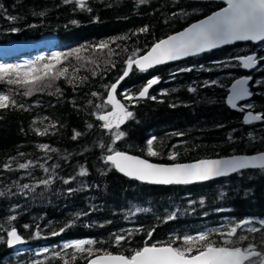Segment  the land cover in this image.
<instances>
[{"label":"trees","instance_id":"1","mask_svg":"<svg viewBox=\"0 0 264 264\" xmlns=\"http://www.w3.org/2000/svg\"><path fill=\"white\" fill-rule=\"evenodd\" d=\"M85 2L81 9L75 0H0V48L33 43L29 49L3 50L0 64L80 50V59L69 57L61 65L68 68L71 83L61 77L25 97L23 89L0 82V92L17 102L16 107L0 109V264H88L104 252L130 255L145 243L174 240V246H181L178 237L199 232H211V239L219 242V232L243 221L250 223L238 228L232 239L247 236L238 246L253 243L257 250L264 249V170L203 184L151 187L123 178L104 161L109 145L164 165L264 152V120L247 125L243 114L226 105L230 85L247 75L239 58L256 54L258 69L250 75L247 109L264 115V43L235 44L146 72L133 69L116 92L134 111L133 118L121 125L126 135L112 144V133L93 113L108 111L109 105L96 106L104 104L101 98L123 75L127 59L224 6L188 0ZM101 43L108 48L97 49ZM79 60L85 62L74 68ZM153 77L159 78L149 92L154 100L124 99L125 94H138ZM45 128V135L37 134ZM75 132L81 135L73 139ZM153 137L159 153L154 157L147 155V141ZM171 153L177 154L176 160L168 159ZM21 163L28 168H19ZM82 168L86 175H80ZM252 227L260 231H248ZM12 228L24 240L20 253L7 246ZM117 235L125 237L120 244ZM84 240L94 242L85 245L93 249L91 257L66 247Z\"/></svg>","mask_w":264,"mask_h":264},{"label":"snow or ice","instance_id":"2","mask_svg":"<svg viewBox=\"0 0 264 264\" xmlns=\"http://www.w3.org/2000/svg\"><path fill=\"white\" fill-rule=\"evenodd\" d=\"M70 2V0H65ZM81 8H86L85 0H75ZM145 0H140L144 3ZM227 7L207 16L199 23L192 24L189 28L177 35H170L167 39L159 40L152 45L146 54L138 58L129 57L126 61V69L118 80L110 85L107 93V99L103 105H97V108L103 109L110 105V111H101L99 114L93 113L98 121L102 122L101 127L112 133V144L121 140L126 134L120 131L121 125L133 118V112L116 98L117 86L120 81L129 75V72L135 66L140 72L147 71L155 65L164 64L166 61L177 60L184 56L196 55L220 45L232 44L235 41H264V0H225ZM90 10V9H89ZM43 15V13H41ZM9 19L15 20L16 17ZM76 23V21H72ZM16 31L17 29H12ZM140 31H147L146 28ZM123 38V37H122ZM96 48L103 50L108 48L107 43L96 45ZM79 49H74L68 53L54 52L51 56L40 57L34 61H26L23 64H0V82L7 85H15L23 89L22 95L32 96L35 92L43 91L45 87H51L52 82L68 77V68L62 67L69 57L75 56L80 59ZM135 56V53H133ZM244 67H252L256 58L245 56L240 58ZM95 75V73H93ZM159 82V78L153 77L138 91V94H125L124 99L131 102L143 98L155 99L150 96L149 89ZM246 80H238L233 85V95L229 98V103L235 107V100L242 99L250 95L245 84ZM195 89H189L194 91ZM60 90L57 89V92ZM92 96H97L96 92ZM17 102L12 96L0 92V109L16 107ZM23 108V105H19ZM26 110V109H25ZM264 120V115L249 113L245 116V123ZM35 123V121H34ZM55 127V125H52ZM89 128L92 125H88ZM47 128L43 132L37 130L38 135H45ZM80 132H75L73 139L80 136ZM177 135H183L178 133ZM155 137L147 141V155L157 156L159 153L154 150L153 143ZM42 149H48V145H40ZM104 147V145H101ZM55 151V149H52ZM108 155L104 157L106 163L111 164L117 171L123 175L134 178L139 181H145L150 184L172 185V184H191L199 181H208L216 177L228 176L230 173H237L244 169L264 170V152L252 156H232L228 159H201L195 163H174L170 165L149 163L146 159L138 156L128 155L122 151L114 150L111 145L107 147ZM169 160H176L177 154L171 153ZM28 164L21 163L19 168L26 169ZM10 167V165H5ZM47 171V169H45ZM80 175H86L82 168ZM69 181L65 180V183ZM42 183H49L48 180ZM28 188V185H24ZM71 191V189L69 190ZM169 216L168 219H173ZM250 221H243L227 232H219L221 239H211V232H199L196 235H183L178 237L182 240L181 246H174L175 241L170 240L167 243H145V246L134 250L130 255L104 252L102 255H96L94 259H89L88 264H264V249L257 250L253 243H248L246 247H240V242L246 241L247 236H240L238 240L232 237L237 235V229ZM264 226V221L260 222ZM63 231V229H61ZM250 232H259L260 229L252 227ZM56 233H54L55 235ZM131 235V234H130ZM149 238L152 232H148ZM123 235L115 237L116 244L124 241ZM24 243L22 237L15 228L7 232V244L13 246ZM94 243L91 240L76 241L66 247L74 248L78 252L87 251L91 257L93 249H85V245ZM264 244V240H262Z\"/></svg>","mask_w":264,"mask_h":264},{"label":"water","instance_id":"3","mask_svg":"<svg viewBox=\"0 0 264 264\" xmlns=\"http://www.w3.org/2000/svg\"><path fill=\"white\" fill-rule=\"evenodd\" d=\"M190 2H206V3H219V4H222L224 5V7H227V4L225 2V0H188ZM207 18V17H206ZM206 18H203L201 20H204ZM201 20L195 22V23H199ZM195 23H192V24H195ZM191 24V25H192ZM191 25H189L188 27H186L185 29L189 28ZM185 29H183L182 31H184ZM180 31V32H182ZM180 32L178 33H175V34H172V35H177L179 34ZM164 39H167L164 38ZM264 43V41H235L233 42L232 44H226V45H220L219 47L217 48H214V49H210V50H207L205 52H202V53H198L196 55H191V56H184V57H181L180 59H177V60H171V61H166L164 64H160V65H155L153 66L152 68L148 69L147 71L149 70H153V69H156V68H159V67H162V66H167V65H171V64H175V63H178V62H181V61H184V60H187V59H190V58H194V57H197V56H201V55H204V54H207V53H211V52H216V51H219L223 48H226V47H229V46H232V45H235V44H252V45H259V44H262ZM151 49V47H150ZM149 49V50H150ZM148 50V51H149ZM147 53V52H146ZM144 53V54H146ZM143 54V55H144ZM248 56H253L257 59V55L256 54H252V55H248ZM138 58V57H137ZM239 64H240V67H241V70L247 74V76H243L241 78H238L236 79L231 85L230 87L228 88V95H227V98H226V105L227 107L235 112V113H238V114H243V120L245 122V116L248 115L249 113L253 114V115H256V113L252 112V111H245L243 110V106L250 103V100L252 98V93L250 91V85L252 84V78L249 77L248 75L253 73L255 70H257L258 68V63L257 61L255 62V64L252 66V67H244L243 64L241 63V60L239 61ZM133 69L139 71L138 69L135 68V66H133ZM132 69V70H133ZM131 70V71H132ZM131 71L129 72V75L131 74ZM146 72V71H144ZM129 75L127 77L124 78V80L120 81V83L118 84L117 86V89L118 87L127 80V78L129 77ZM238 80H246L247 83L245 84V87H247L250 95L246 96V97H243L242 99H239V100H235L234 103H235V107L232 106L231 103H229V98L233 95V85L236 84V82ZM151 89H149V92H150ZM147 98H143V99H140V100H134V101H145ZM262 121V120H261ZM261 121H252L250 123H245L247 125H255V124H259L261 123ZM128 154V153H126ZM260 154V153H259ZM130 155V154H128ZM257 155V154H255ZM133 156V155H132ZM245 156H252V155H245ZM228 158H231V157H226V158H222V159H228ZM142 159V158H141ZM151 163V162H149ZM192 163H195V162H192ZM109 164V163H107ZM154 164V163H153ZM111 165V164H109ZM112 166V165H111ZM113 167V166H112ZM113 169L115 170V172L122 176L123 178L129 180V181H132V182H136V183H139V184H142V185H146V186H151V187H170V186H185V184H172V185H158V184H150V183H147L145 181H139V180H136L134 178H130V177H127L125 175H123L122 173H120L119 171H117L114 167ZM257 170H260V169H244V170H241L240 172H237V173H230L228 176H223V177H216V178H213L211 180H208V181H199V182H194V183H191V184H186V185H193V184H203V183H209V182H213V181H217V180H220V179H225V178H229L235 174H238V173H241V172H245V171H257ZM24 243L22 244H16V245H13V246H8L10 249H13V250H21V246L23 245ZM8 245V244H7ZM95 258V257H94ZM92 258V259H94Z\"/></svg>","mask_w":264,"mask_h":264},{"label":"rangeland","instance_id":"4","mask_svg":"<svg viewBox=\"0 0 264 264\" xmlns=\"http://www.w3.org/2000/svg\"><path fill=\"white\" fill-rule=\"evenodd\" d=\"M49 41V38H45L44 39V42L46 43V42H48ZM33 46V43H29V42H27V43H14V44H10V45H8L7 46V48H0V54L2 55V51L3 50H5V51H7V52H10V51H13V50H18V49H29V48H31ZM83 62H85V61H83V60H79V61H75L74 62V68H76V67H78V64H82ZM107 94V93H106ZM106 97V98H105ZM105 97L103 96L101 99H102V101L104 102L106 99H107V96L105 95ZM147 100V99H146ZM145 100V101H146ZM136 102H143V101H136ZM249 106V105H248ZM244 108L245 109H247L248 107L246 106H244ZM106 109V108H105ZM107 110L108 111H110L111 110V106L109 105L108 107H107ZM21 251L19 250V251H16V253H20Z\"/></svg>","mask_w":264,"mask_h":264},{"label":"bare ground","instance_id":"5","mask_svg":"<svg viewBox=\"0 0 264 264\" xmlns=\"http://www.w3.org/2000/svg\"><path fill=\"white\" fill-rule=\"evenodd\" d=\"M221 10V9H220ZM219 11V10H218ZM102 111V110H101ZM134 112V111H133ZM99 114V113H98ZM244 173V172H243ZM248 232V231H247Z\"/></svg>","mask_w":264,"mask_h":264}]
</instances>
